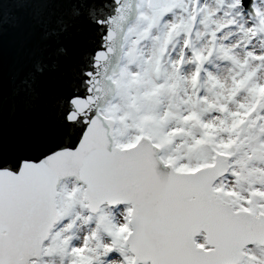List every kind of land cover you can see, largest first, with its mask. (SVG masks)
Instances as JSON below:
<instances>
[{
  "label": "snow or ice",
  "instance_id": "1",
  "mask_svg": "<svg viewBox=\"0 0 264 264\" xmlns=\"http://www.w3.org/2000/svg\"><path fill=\"white\" fill-rule=\"evenodd\" d=\"M0 264H264V0H0Z\"/></svg>",
  "mask_w": 264,
  "mask_h": 264
},
{
  "label": "water",
  "instance_id": "2",
  "mask_svg": "<svg viewBox=\"0 0 264 264\" xmlns=\"http://www.w3.org/2000/svg\"><path fill=\"white\" fill-rule=\"evenodd\" d=\"M16 54V46L9 38L6 37L2 43V57L6 72L8 64Z\"/></svg>",
  "mask_w": 264,
  "mask_h": 264
}]
</instances>
